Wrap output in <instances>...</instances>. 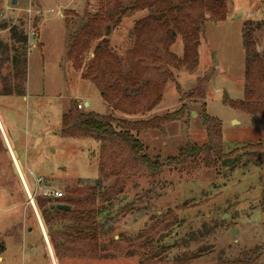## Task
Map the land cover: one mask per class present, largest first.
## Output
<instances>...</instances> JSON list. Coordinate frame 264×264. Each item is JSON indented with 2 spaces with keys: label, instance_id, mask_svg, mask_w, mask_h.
Here are the masks:
<instances>
[{
  "label": "rangeland",
  "instance_id": "obj_1",
  "mask_svg": "<svg viewBox=\"0 0 264 264\" xmlns=\"http://www.w3.org/2000/svg\"><path fill=\"white\" fill-rule=\"evenodd\" d=\"M227 5V19L206 22L197 69L176 71L161 103L131 118L180 108L181 97L207 78V98L186 100L191 115L140 133L145 153L165 162L187 143H206L199 116L203 103L222 125L224 153L239 149L241 156L246 145L263 147L234 169L223 162L207 167L201 156L166 163L157 172H126L102 169L101 142L61 132L72 100L86 111L130 118L107 104L67 57L77 25H67L66 13L94 11L99 0H0V24H7L0 28V264H264V113H244L224 102L225 96L244 98L242 31L246 21L264 20V0H227ZM135 11L125 14L110 46L133 44L134 21L147 13ZM13 26L28 35L24 48L13 37ZM254 38L264 54V29ZM15 47L25 56L19 63ZM172 51L182 56L181 37ZM46 189L98 208L97 253L69 240L66 222L45 223L39 201L54 203L43 195Z\"/></svg>",
  "mask_w": 264,
  "mask_h": 264
},
{
  "label": "trees",
  "instance_id": "obj_2",
  "mask_svg": "<svg viewBox=\"0 0 264 264\" xmlns=\"http://www.w3.org/2000/svg\"><path fill=\"white\" fill-rule=\"evenodd\" d=\"M134 10H144L148 14L136 20L131 31V48L125 51V55L115 53L108 37L120 25L125 14ZM70 12L65 15L67 25L76 24L77 28L69 39L68 59L74 69L82 73L84 80L95 84L107 104L117 112L130 116L115 117L86 111L85 107H79L76 100L71 101L69 111L63 115L61 132L64 136L86 137L102 143L100 164L103 170L157 172L166 163L185 162L201 156L207 167L215 168L219 162H223L234 169L243 157L263 147L261 143L246 145L241 156L236 153L239 149L224 153L222 125L208 115L207 105L203 103L199 116L206 128V143H187L180 148L177 156H170L165 162L159 157L152 159L145 153L146 147L139 139L140 133L162 130L167 124L191 115L186 100L207 98V78L198 80L196 88L181 97L183 103L180 108L148 119L131 118L152 112L161 103L167 85L176 82V71L197 69L206 22L227 19V0H99V6L94 11H85L82 15L74 10ZM6 27L7 24H0V28ZM262 29L264 20L244 23V98L232 100L224 97L225 104L248 114L264 113V54L257 50L254 38L255 33ZM11 31L24 48L28 35L18 33L14 26ZM178 37L183 41L182 56L172 51ZM15 48V63H19L25 56ZM91 52L93 56L85 62L87 54ZM177 88L180 89L179 86ZM71 192L78 191L73 189ZM53 200L50 206H46V200L39 201L45 223L50 226L60 221L66 222L64 233L69 240L93 254L97 253L98 208L90 207L89 201L72 198ZM58 204H71V210L58 209Z\"/></svg>",
  "mask_w": 264,
  "mask_h": 264
},
{
  "label": "crops",
  "instance_id": "obj_3",
  "mask_svg": "<svg viewBox=\"0 0 264 264\" xmlns=\"http://www.w3.org/2000/svg\"><path fill=\"white\" fill-rule=\"evenodd\" d=\"M89 1V0H88ZM98 1V0H97ZM92 3V2H91ZM87 5H88V3H87ZM72 10V9H71ZM80 14V13H79ZM148 14V12L146 13V15ZM81 15V14H80ZM145 15H142L141 17H139L138 19H140V18H142V17H144ZM137 20V19H136ZM136 20L134 21V24H135V22H136ZM134 24H133V26H134ZM118 27H116L113 31H112V33L110 34V36L108 37V39H109V41L111 40H115V36H114V34H118V29H117ZM133 29V28H132ZM114 42V41H113ZM113 44H114V46H113ZM112 45H111V48L114 50V51H117V52H120V54L122 53V50L124 49L125 51H127L129 48H131V42H130V45L128 46V45H125L124 47L125 48H121V46L120 45H117V44H115V43H113ZM91 54V56H93V53L91 52L90 53ZM85 104V106L86 107H91V102H89V101H87V102H85L84 103ZM30 192V191H29Z\"/></svg>",
  "mask_w": 264,
  "mask_h": 264
},
{
  "label": "built area",
  "instance_id": "obj_4",
  "mask_svg": "<svg viewBox=\"0 0 264 264\" xmlns=\"http://www.w3.org/2000/svg\"><path fill=\"white\" fill-rule=\"evenodd\" d=\"M79 107H82V105H80ZM38 191H39V187H36V191L34 192L33 196L30 194L32 200H33V197L35 198V196L38 194ZM43 195L48 196V197H53L55 199H60L64 197V193L61 190L52 191V190L46 189L45 191H43Z\"/></svg>",
  "mask_w": 264,
  "mask_h": 264
},
{
  "label": "water",
  "instance_id": "obj_5",
  "mask_svg": "<svg viewBox=\"0 0 264 264\" xmlns=\"http://www.w3.org/2000/svg\"><path fill=\"white\" fill-rule=\"evenodd\" d=\"M16 1H14L15 3ZM57 208L58 209H61V210H66V211H69L71 210V206L70 205H67V204H58L57 205ZM235 230V229H234Z\"/></svg>",
  "mask_w": 264,
  "mask_h": 264
}]
</instances>
